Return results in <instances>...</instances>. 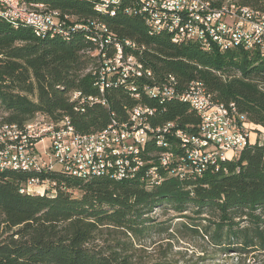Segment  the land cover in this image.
<instances>
[{"label": "trees", "instance_id": "trees-1", "mask_svg": "<svg viewBox=\"0 0 264 264\" xmlns=\"http://www.w3.org/2000/svg\"><path fill=\"white\" fill-rule=\"evenodd\" d=\"M37 1L69 15L70 23L98 21L119 41H133L136 47L125 45V52L152 69L155 79L128 80L135 81L139 98L127 83L102 94L88 71L99 64L92 54L97 48L93 32L76 29L69 39L38 35L33 27L14 26L0 14L2 124L22 127L37 114H45L52 120L69 117L78 133H94L113 119L127 122L132 108L141 104L155 109L149 117L152 126L175 122L198 134L201 117L189 103L178 97L162 103L144 91V84H160L174 76L180 92L202 82L218 101L235 103L255 126L252 138L258 139L264 128L260 51L243 47L222 51L216 46L206 50L195 40L174 43L171 32H152L145 15L127 12L137 0H121L114 15L99 11L97 0ZM212 1L219 5L224 0ZM237 1L264 12V0ZM74 91L82 95L71 100ZM89 97L99 100L91 102ZM173 148L181 154L174 141ZM161 151L155 141L148 142L142 153L144 166L125 180L110 175L83 179L58 171L1 172L0 264H178L166 255L168 251L155 262L137 255L144 247H136L135 241L172 228L152 217L158 207L181 218L177 227L185 234L206 238L213 253L264 259V145L253 142L238 159L210 165L202 175L193 173L186 159L181 178L173 172L177 167L173 163L160 168L161 184L149 186L147 170L158 164ZM35 177L56 182L57 193L21 192Z\"/></svg>", "mask_w": 264, "mask_h": 264}, {"label": "built area", "instance_id": "built-area-1", "mask_svg": "<svg viewBox=\"0 0 264 264\" xmlns=\"http://www.w3.org/2000/svg\"><path fill=\"white\" fill-rule=\"evenodd\" d=\"M97 1L99 11L111 15L121 2ZM130 11L145 15L152 32H171L174 43L195 40L206 50L215 46L222 51L243 47L258 50L264 56V12L237 0H224L219 5L212 0H137L133 8L127 9ZM0 14L14 26L33 27L38 35L69 39L76 29L93 32L97 48L92 54L99 64L88 71H92L94 84L102 94L113 85L127 83L134 91L133 96L139 98L141 94L137 93L134 80L155 79L152 69L125 52V45L135 48L136 43L119 41L104 23H70L69 15H62L37 0H0ZM132 78L133 81H128ZM177 84V79L170 76L160 84H144L143 88L147 95L162 103L174 97L189 103L201 117L198 134L188 133L175 122L152 126L149 117L155 109L141 104L132 108L127 122L113 119L107 128L87 134L78 133L69 117L52 120L45 114H37L22 127L8 123L0 126V173L7 169L58 171L83 179L100 175L130 179L145 164L142 153L148 142L155 141L162 151L158 164L147 170L149 186H153L164 180L160 168H169L173 163L177 164L173 172L181 178L186 159L192 164V172L202 175L210 165L238 159L253 142L264 145V130L258 132L257 140L253 139L255 130L235 103L226 105L218 101L202 82L191 83L185 93L178 90ZM81 95L80 91L70 93L71 100ZM173 141L180 145L181 154L176 153ZM57 188L56 182L35 177L22 186L21 192L55 195Z\"/></svg>", "mask_w": 264, "mask_h": 264}, {"label": "rangeland", "instance_id": "rangeland-1", "mask_svg": "<svg viewBox=\"0 0 264 264\" xmlns=\"http://www.w3.org/2000/svg\"><path fill=\"white\" fill-rule=\"evenodd\" d=\"M1 125L2 117L0 116ZM250 127L255 128L252 123H250ZM253 137L255 136L253 135ZM152 217L158 219L159 222L167 221L171 223L172 228L167 233H152L142 238V241H135L136 247H144V250L137 252L138 257H142L144 260H149L150 262L161 260L163 253L168 251L166 255L178 264H264V259L261 258L249 257L244 259L240 258L236 253L228 255L213 253L206 238L192 237L177 227L182 219L176 218V214L171 210L164 211L160 207L155 208ZM168 244L172 245V250Z\"/></svg>", "mask_w": 264, "mask_h": 264}, {"label": "crops", "instance_id": "crops-1", "mask_svg": "<svg viewBox=\"0 0 264 264\" xmlns=\"http://www.w3.org/2000/svg\"><path fill=\"white\" fill-rule=\"evenodd\" d=\"M262 130H263V128H262Z\"/></svg>", "mask_w": 264, "mask_h": 264}]
</instances>
